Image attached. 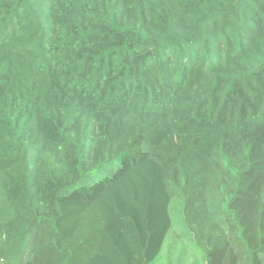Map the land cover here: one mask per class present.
Masks as SVG:
<instances>
[{
  "label": "trees",
  "instance_id": "1",
  "mask_svg": "<svg viewBox=\"0 0 264 264\" xmlns=\"http://www.w3.org/2000/svg\"><path fill=\"white\" fill-rule=\"evenodd\" d=\"M177 224L264 264V0H0V264H152Z\"/></svg>",
  "mask_w": 264,
  "mask_h": 264
},
{
  "label": "rangeland",
  "instance_id": "2",
  "mask_svg": "<svg viewBox=\"0 0 264 264\" xmlns=\"http://www.w3.org/2000/svg\"><path fill=\"white\" fill-rule=\"evenodd\" d=\"M183 225L177 224L169 231L159 257L152 264H206L205 253H198L191 238H181ZM92 254V253H89ZM264 259V255H262ZM89 259L88 254H81L73 264H83Z\"/></svg>",
  "mask_w": 264,
  "mask_h": 264
}]
</instances>
